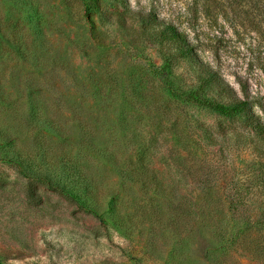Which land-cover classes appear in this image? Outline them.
Here are the masks:
<instances>
[{"label": "rangeland", "instance_id": "374dc122", "mask_svg": "<svg viewBox=\"0 0 264 264\" xmlns=\"http://www.w3.org/2000/svg\"><path fill=\"white\" fill-rule=\"evenodd\" d=\"M150 13L187 34L199 58L236 96L244 89L264 125V22L255 14L245 18L231 0H0L4 90L19 96L6 44L20 31L14 22L42 18L52 49L71 68L40 78L47 85L41 98L56 100L53 112L68 124L76 125L77 114L80 119L79 134L62 126L51 148L80 163L92 191L102 196V212L112 203L102 223L94 204L79 206L10 160L22 151L32 169L58 170L52 167L51 136L35 139L28 129L21 140L26 143L0 142V264H166L174 244L194 240L191 232L198 227L213 240L228 239L247 216L258 230L251 238L263 242L264 140L243 118L176 102L175 96L197 88L199 72L184 60L172 61L168 77L160 72L170 53L156 31L143 30L138 21L139 14ZM67 37L77 42L71 45ZM21 67L25 74L33 71L32 63ZM206 97L228 103L212 88ZM0 108V129L23 126L18 115L4 116ZM88 133L96 135L91 145ZM100 148L104 159L97 155ZM190 249L186 264H204ZM219 258L223 264H264V252L254 257L243 249Z\"/></svg>", "mask_w": 264, "mask_h": 264}, {"label": "trees", "instance_id": "16d2710c", "mask_svg": "<svg viewBox=\"0 0 264 264\" xmlns=\"http://www.w3.org/2000/svg\"><path fill=\"white\" fill-rule=\"evenodd\" d=\"M231 2L238 6L240 10L239 14H244L245 18H249L255 14L256 17H259L258 20H260V22H264V0H231ZM241 2L249 5V9L244 10V8H242L243 5H240ZM22 8H26V6L22 4ZM138 21L143 30L151 29L156 31L155 37L159 40L162 47L170 53V59L163 60V66L160 69L162 74L166 73V77H168L171 71L172 61L184 60L192 67L198 69L199 84L197 88L193 91L184 92L179 96H175L174 99L176 102L208 109L225 118H243L245 122L253 128L254 133L264 140V125L253 114L251 109L252 106L250 105L251 102L248 100L244 89L241 91L243 94L242 97L236 96L234 91L223 80L219 73L199 58L196 52V46L188 39L187 34L180 31L173 23L158 21L151 13L146 15L139 14ZM45 23V20L42 18L27 20L26 17H23L19 22H14V27L20 29V31H17V34L13 36L11 40L6 41L11 51V55L8 56V59L10 62L15 63L13 72L11 73L12 78L17 81L15 91L13 92H17L19 96L13 98L11 94H8L7 91L4 90L7 88V85H2L0 71V106L6 111L2 115L8 116V112L18 115V117L15 118L18 119V124L23 125L16 129H10L8 127L0 129V142L7 146L14 144L15 141L21 142L22 138L25 136L24 133H28V129H33L32 135H34L35 139L42 138L46 135L51 136L48 138L49 148L53 146V136L57 138L61 137V130L64 129L62 126H67L64 131L69 129L71 130L70 133L78 132L79 134L80 131L79 127H77L80 123L78 114L75 115L77 117L73 119L76 121V125L68 124V122H71L70 119L65 118L63 114H59L57 109L53 112L56 100L53 101L50 98L47 100L41 98V95L46 94V89L44 87H47V85H44L40 78L43 77L42 79L48 80L45 74L55 68L62 72L69 71L71 68L69 63L70 60L69 62L67 61V66H64V60L58 53L59 50L56 52L52 49L51 42L46 38L43 32L46 26ZM28 26L33 29L32 32L29 31L30 28L27 29ZM66 39L71 45L77 42V39L73 37H67ZM1 40L2 38L0 37V41ZM24 63H32L33 71L25 74V71L21 67V64ZM90 71L92 75L97 74V67L96 69L92 68ZM164 79V77L160 78L163 85H165ZM211 88L216 90L220 97L228 99V103L221 104L208 99L206 97V92ZM51 89L52 88H50V90ZM163 89L165 90V86ZM85 122L87 126H89L92 120L87 118ZM15 135L19 138L18 140H16V138L14 139ZM86 135L89 136L87 143L91 145L96 135L93 133H88ZM25 141L26 138H24L21 144L26 143ZM51 150L53 157V160L50 159L52 167L56 165L55 167L58 168V170L53 168L51 171L48 170V174H43V172L37 170L38 166H35V169L27 166L31 160H27L26 153L22 151H16L13 158L10 160L21 166L22 170L25 172L27 171L33 178L39 180L44 178L51 189L65 195L79 206L89 209L90 205L88 203L94 204V206H91L92 212L98 216L100 222L105 223L107 221L106 215L112 212V203L110 202L107 205L109 213L108 211L102 212V208L98 206L99 198H102V196L92 191L95 190L92 184L93 181L90 180L80 163L74 159H68L71 156L70 154L55 153L52 148ZM100 151H103V149L100 148L97 155L104 159L105 155L99 154ZM91 154L95 155L96 152L91 151ZM49 155L50 152L48 150L47 156L45 157L49 158ZM33 158L37 160L41 158V156H39V154L36 156L35 154ZM260 176L264 189V164L260 166ZM239 223L241 226L235 229V233L232 235L233 237L228 236V239L223 237L218 241L210 238L206 232L204 233L203 230L198 227L199 229L197 228L191 232L195 238L194 240L188 238L177 245L174 244L175 250L171 251L166 257V264H186L188 256L185 255V250H188V247L189 249L191 248L190 253L192 255L201 254L203 256L202 260L204 264H223L219 257L223 255L225 259H228L231 255V251L236 252L238 249H243L245 253L252 256L254 255V257L259 256L260 253L264 252V238L263 242L259 240L256 241L253 237L251 238L252 235L258 232L257 227L254 226L255 223H253V219L251 216H247L245 220ZM263 235L264 233L261 234V237ZM149 237H151V235ZM223 241L226 243L225 245ZM150 243L152 248L155 247L153 246L154 243L151 241V238ZM239 243L241 246H238ZM162 254L164 257L163 251Z\"/></svg>", "mask_w": 264, "mask_h": 264}]
</instances>
